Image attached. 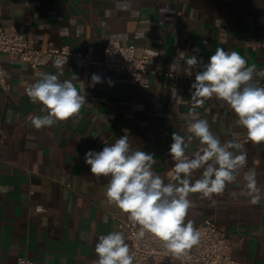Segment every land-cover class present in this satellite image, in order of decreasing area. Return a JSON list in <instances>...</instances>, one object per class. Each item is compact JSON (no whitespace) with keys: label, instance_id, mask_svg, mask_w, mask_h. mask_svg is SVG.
Returning <instances> with one entry per match:
<instances>
[{"label":"crops","instance_id":"0c3cea01","mask_svg":"<svg viewBox=\"0 0 264 264\" xmlns=\"http://www.w3.org/2000/svg\"><path fill=\"white\" fill-rule=\"evenodd\" d=\"M263 13L264 0H0V26L23 24L37 47L68 44L81 52L92 47L101 58L106 44L119 39L136 43L137 55L148 47L153 68L180 65L173 86L151 71L138 84L124 73L105 72L100 64L92 65L91 73L66 65L61 80L77 76L73 83L78 88L84 83L87 102L76 116L36 129L30 117L47 113L26 89L39 73L58 70L52 63L35 70L1 55L8 88L0 87V264H13L19 256L46 264H95L99 236L114 231L125 236L119 222H129L127 214L108 204L104 195L110 177L91 174L85 154L113 144L126 130L132 150L154 155L152 171L166 184H178L167 176L176 163L169 155L171 137L188 135L191 84L200 70L198 66L192 76L181 75L184 61L196 55L206 64L223 47L264 70ZM181 52L184 58L178 60ZM93 75L101 82L93 84ZM253 79L264 81L256 75ZM195 113L222 143L244 144L247 164L223 193L210 199L189 194L186 220L194 226L205 218L214 220L227 231L238 264H264V199L253 204L241 195L246 191L244 174L255 169L264 197V143L249 142L233 110L215 97L195 107ZM199 147L194 140L187 153ZM202 171L194 172L193 182Z\"/></svg>","mask_w":264,"mask_h":264},{"label":"clouds","instance_id":"9594fccd","mask_svg":"<svg viewBox=\"0 0 264 264\" xmlns=\"http://www.w3.org/2000/svg\"><path fill=\"white\" fill-rule=\"evenodd\" d=\"M184 55L179 53L178 60ZM53 63L58 70L55 74L39 73V78L26 89L30 100L43 105L47 113L30 117L36 129L76 116L87 102L84 83L79 81V88L73 83L78 81L77 76L61 80L67 60L57 57ZM184 63L187 76H192L198 66L200 70L191 84L194 105L188 135L173 133L171 137L169 155L176 163L169 175L178 184H166L152 171L154 155L132 150L126 130L113 144L85 154L91 174L97 178L110 177L104 193L107 203L127 214L133 227L139 226L138 238L150 234L175 257L186 254L200 240L194 222L186 220L192 204L189 194L200 193L210 199L213 194L223 193L247 164L245 145L234 140L222 143L211 131L208 121L198 118L195 107L213 97L226 102L237 117L236 124L246 130L247 140L264 143V87L253 79L254 75L264 77V70L257 71L255 64L249 66L239 52L226 51L223 47L216 48L206 64L196 55L188 56ZM170 70L177 72L180 65L174 62ZM92 82L99 83L101 79L93 75ZM194 140L199 141L200 147L189 155L187 150ZM198 169H203L202 175L193 182V174ZM243 178L246 191L241 195L248 196L253 204L264 199L257 187L255 169H249ZM94 251L98 257L95 264H134L135 261L130 245L119 231L99 236Z\"/></svg>","mask_w":264,"mask_h":264},{"label":"built area","instance_id":"2783aa9c","mask_svg":"<svg viewBox=\"0 0 264 264\" xmlns=\"http://www.w3.org/2000/svg\"><path fill=\"white\" fill-rule=\"evenodd\" d=\"M260 43L264 46V36ZM136 47L134 42L127 44L115 39L112 43L106 44L104 54L99 58L93 54L92 47L87 52L73 50L68 44L37 47L28 39L23 24L3 25L0 26V87L8 88L2 54L27 62L35 70L48 63L54 64L55 59L60 57L67 60L64 66L73 64L78 68L86 69L87 73H91L92 65L100 64L105 72L124 73L128 79L138 84H142L144 75L151 71L162 74L172 86L175 85L176 72H172L170 69L151 67L149 65L150 49L146 47L141 55H137ZM181 75L186 74L183 71ZM255 81L264 87V81ZM163 133L168 135L169 131L164 130ZM170 172L172 171H167V176H170ZM119 226L124 229L125 236L129 240L130 251L135 255L134 264H148L149 260L152 261V264H238L231 256V243L227 231L210 218H205L194 226L200 232L199 243L180 257L170 254L163 244L150 234L144 238H138L139 226L133 227L130 222L126 221H120ZM13 264L46 263L35 261L26 256H19Z\"/></svg>","mask_w":264,"mask_h":264}]
</instances>
